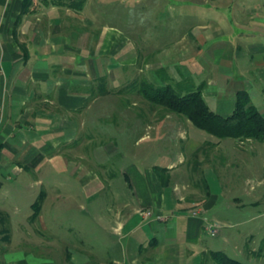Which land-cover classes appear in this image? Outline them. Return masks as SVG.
I'll return each mask as SVG.
<instances>
[{
    "label": "crops",
    "instance_id": "crops-1",
    "mask_svg": "<svg viewBox=\"0 0 264 264\" xmlns=\"http://www.w3.org/2000/svg\"><path fill=\"white\" fill-rule=\"evenodd\" d=\"M94 1L72 9L32 0L15 22L21 0H0V264H214L210 250L264 264V162L252 165L257 147L236 149L226 138L191 130V122L174 112L156 115V106L137 92L143 80L194 88L203 83V100L221 116L233 110L235 92L250 97L255 92L258 105L249 101L264 116V13L240 8L244 15L233 12L226 29L209 20L211 34L223 36L210 48L217 55L206 62L200 45L211 34L199 25L191 36L180 32L171 50L155 52L121 41L112 25H96L90 15ZM225 1L214 0L216 6ZM232 26L239 28L234 34ZM192 73H205V79L195 85ZM124 104L128 112L120 108ZM100 120L112 122L113 129L96 127ZM205 151L222 153L224 164L236 159L247 168L239 194L231 190L234 173L227 175L220 164L207 167ZM192 152L209 187L200 201L194 199L198 178L191 181L193 165L186 160ZM106 153L119 165L128 191L112 212H97L98 227L112 236L110 243L87 250L65 246L58 256L42 237L46 228L35 226L39 212L31 221L27 214L22 225L15 212L5 211L4 204L21 197L23 186L55 185L59 175L80 178L93 194L112 185L114 174L101 169ZM146 153L167 158L146 163ZM155 166L164 167L167 176L160 179ZM178 184L186 192H176ZM207 223L216 225L212 237L221 236V247L203 243Z\"/></svg>",
    "mask_w": 264,
    "mask_h": 264
},
{
    "label": "rangeland",
    "instance_id": "rangeland-1",
    "mask_svg": "<svg viewBox=\"0 0 264 264\" xmlns=\"http://www.w3.org/2000/svg\"><path fill=\"white\" fill-rule=\"evenodd\" d=\"M231 1H233V4L230 3ZM231 1H225L227 3L216 6L214 0H104L102 1L104 2L103 5H101V1L95 0L93 2L95 3L94 12L91 11L90 15H93L92 18L98 20L96 25L99 27H101L103 24H107L118 29L121 32L119 35L121 41L125 40V43L133 42L137 46L142 44L144 45L142 47L144 49L150 46L149 48L156 52L159 49H168L171 47V45L175 44V41L179 40L180 32L182 31H186V33L184 32L185 35L191 36L192 32L194 31L193 28L197 27L198 25L201 27L204 33L210 32L211 34V28L209 26L206 27V23L209 20H214L217 24H220L225 28V26H227L229 23L233 12H238V14L244 15L242 11H239L240 8H246V11L264 13V0ZM232 28H234L232 34L239 30L238 27L232 26ZM224 33L227 35L226 32ZM207 36L208 37L206 40L201 43L200 49L202 53L201 57L204 58L203 60L209 62V59H214V57L217 55L215 53V50L217 49L210 48H212L215 44H219L220 38H222L223 35L221 34V36H217L211 34L210 36ZM223 38L225 39V37ZM235 38L237 37H229V40L233 42V39ZM189 78L191 82L196 85L205 79V73L195 75L192 73L189 75ZM109 90L112 91V89ZM126 90L127 89H124V91L127 93L128 90ZM120 96L128 97V95L124 92L120 93ZM256 97L257 94L252 92L250 97L252 103L258 105L259 99ZM139 98L140 97L135 98L138 99L136 106H139L143 110L145 106L143 107ZM223 99L224 98L222 97V100ZM120 108L122 111L124 110V112H128L125 104L123 106L121 105ZM152 109L153 112H156V115L157 113L165 110L161 109L160 106ZM110 123L112 122H109L108 120H105L104 122L100 120L96 121L94 125H96V127L99 125V127H103L104 130H110L112 128ZM189 126L191 127V130H200L195 129L191 123ZM137 129H140V127H137ZM183 130H185V127ZM200 132L206 136H209L210 138L214 137L202 130ZM106 134H108L110 137V135H114L115 132H111V134L110 132H107ZM109 139L110 138H106L105 140ZM225 140L226 142H232L228 145H233L236 147V149H241L243 147L250 148L251 146L257 147V149H255L257 150V153L253 154L255 158V163L252 164L253 167H255L256 164H259V162H264V140L262 142L252 139L249 141H236L233 138H226L224 141ZM206 151L204 159L208 161L207 163L205 162V165L208 167V163H210L211 165L218 168V165L216 164H220L225 170H219H223V172L226 171L227 175H229L230 172H233L234 176L232 180L233 183H231V190L238 193L239 189L243 186L240 180L245 176V173H247V168L241 164V161L237 162L236 159L229 160L224 164V161L221 158L223 157L222 153L216 152L213 155H209V151L208 153ZM109 154L110 153H106V155L104 154L105 158L102 163L104 165L101 169L105 173L112 172L114 174L111 176L113 178L112 185H109L108 187L105 185L101 190H99V192L93 194L85 190L86 186L80 184V178L71 179L69 177L67 178L66 176L59 175L55 178L57 181L55 185H53L52 182L51 184L44 183L41 187L32 184L29 187H27V185L23 186L21 197H19L16 201H7L4 204L3 207H5V211L15 212L16 215H14V218L16 222L23 225L27 221V214H30V203L34 197L37 196V192L43 189L44 192H46V196L40 205V217L39 221L35 222V226L46 228L43 232L40 231L42 233V237H45L47 242L52 244L53 249L58 256H60L65 246L70 247L71 245H77L80 247L82 246V248L87 250V246L88 248L89 246L97 248V246H99L102 242L110 243L112 236L102 231L98 227V220L100 217L96 216L98 215L97 212H103L104 214H109V212H112L116 205V199L125 197L128 191L121 182V176L118 175L117 167L119 168V165L116 163V161H112ZM159 155L166 157L165 154ZM159 155L157 156L156 153L148 155L146 153L144 162H154L159 164V162H161L159 160ZM211 156L214 157L212 158ZM186 160H191V158L187 157ZM136 164L137 167H140V162L137 161ZM223 164L225 166H223ZM199 177L200 175L198 173L196 175L193 174L191 181L195 182V179ZM210 179L211 176L209 177V181ZM199 185V181H196V184H193L198 195L194 196V199H197L198 201L201 200L200 196L203 195V189ZM177 187L179 188V190L176 191L178 193H181L185 190L182 189V186L179 184ZM247 187H250V184H248ZM202 238L204 241L203 243L207 244L209 247H212L211 244L215 245V247H221L217 244V242L220 244L222 240L221 236L212 237L204 235ZM239 260H241V262L244 261L243 259Z\"/></svg>",
    "mask_w": 264,
    "mask_h": 264
},
{
    "label": "trees",
    "instance_id": "trees-1",
    "mask_svg": "<svg viewBox=\"0 0 264 264\" xmlns=\"http://www.w3.org/2000/svg\"><path fill=\"white\" fill-rule=\"evenodd\" d=\"M32 0H21L20 12L17 15L15 22L19 19L22 13L29 11V5ZM84 0H51L54 4L59 6L65 5L72 9H81ZM137 92L151 104L160 106L166 111L174 112L182 115L183 118L191 122L195 129H200L216 139L233 138L237 140L252 139L256 141L264 140V116L260 114L258 109L249 101V94L244 90L235 92L233 99V110L230 114L221 116L214 113L207 107L204 97L201 94V86L203 83L194 87L191 86H177L171 83L155 86L146 81H139ZM133 84V83H132ZM104 91H106L104 89ZM197 152V150H196ZM196 152H192L188 160V164L192 166V173L200 175L198 178L199 186L203 189L204 198L208 195L209 187L204 179L201 170L198 171L197 161L194 162ZM194 158V159H193ZM195 164V165H194ZM200 164V163H199ZM155 173L160 177L164 176L166 169L164 167H153ZM167 178V177H166ZM165 181V180H164ZM161 180L162 185L165 182ZM45 192L39 191L38 196L30 203L29 219L34 220L37 217L39 210H41V203ZM208 257L214 264H250L247 262H240L238 259L228 257L225 252L220 250H210Z\"/></svg>",
    "mask_w": 264,
    "mask_h": 264
},
{
    "label": "built area",
    "instance_id": "built-area-1",
    "mask_svg": "<svg viewBox=\"0 0 264 264\" xmlns=\"http://www.w3.org/2000/svg\"><path fill=\"white\" fill-rule=\"evenodd\" d=\"M192 213H195V212H192ZM143 214L146 215L147 217L151 215L149 211H144ZM206 225H207V227L205 230H206L207 234L209 236H214L216 225L212 224V223H207Z\"/></svg>",
    "mask_w": 264,
    "mask_h": 264
}]
</instances>
